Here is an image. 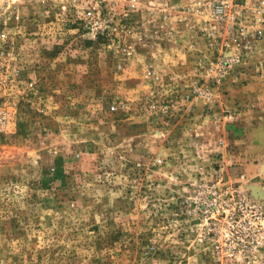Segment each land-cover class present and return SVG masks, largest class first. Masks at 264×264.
Returning <instances> with one entry per match:
<instances>
[{"label":"rangeland","instance_id":"obj_1","mask_svg":"<svg viewBox=\"0 0 264 264\" xmlns=\"http://www.w3.org/2000/svg\"><path fill=\"white\" fill-rule=\"evenodd\" d=\"M66 1L24 6L6 45L36 83L0 86V264H264V178L228 170L239 134L192 126L208 106L157 65L144 79L141 48L80 43ZM235 68L264 76V43Z\"/></svg>","mask_w":264,"mask_h":264},{"label":"built area","instance_id":"obj_2","mask_svg":"<svg viewBox=\"0 0 264 264\" xmlns=\"http://www.w3.org/2000/svg\"><path fill=\"white\" fill-rule=\"evenodd\" d=\"M37 1L0 0V86L24 83L33 89L36 83L34 78L21 80L22 57L20 53L8 57L6 45L9 38L27 31L22 9ZM58 5L55 14L70 22L80 43L104 45L125 59L134 58L141 48L146 80L162 83L155 66L175 62L171 45L185 44L177 47L185 58L192 51L199 53L194 58L197 74L186 82L189 92L180 96L190 104L207 101L209 83L218 84L264 41V0H67ZM197 41L204 45L201 52ZM115 110L110 106L111 112ZM216 194L214 189L213 199Z\"/></svg>","mask_w":264,"mask_h":264},{"label":"crops","instance_id":"obj_3","mask_svg":"<svg viewBox=\"0 0 264 264\" xmlns=\"http://www.w3.org/2000/svg\"><path fill=\"white\" fill-rule=\"evenodd\" d=\"M178 39L177 37L176 41ZM263 43L264 41L260 44ZM199 44L201 43L197 41L196 48ZM184 45L181 44L179 47L183 49ZM170 47L171 53L176 52L175 62L169 65L159 62L157 66L165 71L164 74L167 73L165 80L169 84L177 83L182 91L186 82L197 74L194 61L189 63L188 61L199 53L194 51L188 53L185 61L184 55L177 51V44ZM235 70L237 68L230 71L218 84L209 83L211 97L207 101L200 100L208 107H202L203 111L198 106L191 109L193 121L190 124L196 128L201 122H209L211 125L215 120L219 122L221 130L238 133L239 137L235 141L239 143V153L234 156L236 166L228 169L229 171L231 169L230 176L238 181L256 175L264 178V76L260 75L254 80L250 77L245 79V83H241L243 80ZM254 83L256 87L252 88ZM230 105L238 109L233 111V114H220L221 110L227 109Z\"/></svg>","mask_w":264,"mask_h":264},{"label":"bare ground","instance_id":"obj_4","mask_svg":"<svg viewBox=\"0 0 264 264\" xmlns=\"http://www.w3.org/2000/svg\"><path fill=\"white\" fill-rule=\"evenodd\" d=\"M253 190L256 196H259V197L261 196L262 191L259 188H254Z\"/></svg>","mask_w":264,"mask_h":264},{"label":"trees","instance_id":"obj_5","mask_svg":"<svg viewBox=\"0 0 264 264\" xmlns=\"http://www.w3.org/2000/svg\"><path fill=\"white\" fill-rule=\"evenodd\" d=\"M86 42H87V41H86ZM86 42H85V43H86ZM87 43L89 44V43H92V42H91V41H89V42H87Z\"/></svg>","mask_w":264,"mask_h":264},{"label":"water","instance_id":"obj_6","mask_svg":"<svg viewBox=\"0 0 264 264\" xmlns=\"http://www.w3.org/2000/svg\"><path fill=\"white\" fill-rule=\"evenodd\" d=\"M254 194V193H253ZM262 194H263V191H262Z\"/></svg>","mask_w":264,"mask_h":264}]
</instances>
